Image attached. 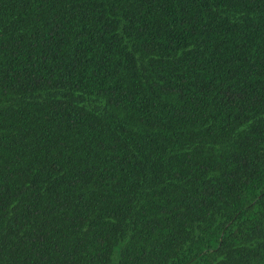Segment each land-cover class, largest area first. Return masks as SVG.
Instances as JSON below:
<instances>
[{
  "label": "trees",
  "instance_id": "obj_1",
  "mask_svg": "<svg viewBox=\"0 0 264 264\" xmlns=\"http://www.w3.org/2000/svg\"><path fill=\"white\" fill-rule=\"evenodd\" d=\"M0 264H264V0H0Z\"/></svg>",
  "mask_w": 264,
  "mask_h": 264
}]
</instances>
